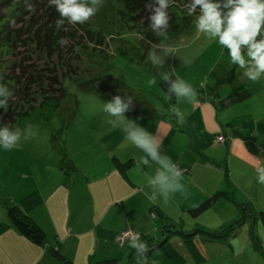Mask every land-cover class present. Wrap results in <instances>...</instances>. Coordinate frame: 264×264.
Returning a JSON list of instances; mask_svg holds the SVG:
<instances>
[{
	"label": "rangeland",
	"instance_id": "374dc122",
	"mask_svg": "<svg viewBox=\"0 0 264 264\" xmlns=\"http://www.w3.org/2000/svg\"><path fill=\"white\" fill-rule=\"evenodd\" d=\"M119 10L117 0H102L99 11L88 21L100 32L103 46H89L78 50L86 70L77 78L63 81L66 97L59 107L52 111L35 110L19 126L23 132L31 125L35 135L25 139L22 134L20 141L11 150H0L1 202L16 204L24 196L38 190L33 188H46L53 174L69 170L71 162L84 171L94 172L99 162L105 159L107 149L102 145L124 137L119 128H113L108 123L109 117L103 111L104 102L117 94L133 98L131 110L125 114L128 119L150 132L155 133L157 128L161 130L158 120L166 113V95L161 85V77L165 72L188 80L198 93L220 94V101L243 90L251 94L236 104L221 107L223 113H229L233 129L227 143L224 133H221L216 136L215 141L222 146L216 150L209 149V153L218 155L217 164H224L223 161L227 160L224 152L229 151L232 145L235 146L234 154H242L243 151L253 153L257 145L264 147V78L256 82L248 80L242 75V70L228 63L226 50H222L215 41L207 39L203 33H197L195 28L189 35L166 42L172 52L165 58L162 69L154 67L147 57L149 51L157 47L156 43L147 40L149 34L146 30L124 23L119 17ZM152 78L157 81L155 85L149 83ZM93 79L97 82H93ZM179 106L186 112L189 111L190 104L181 101ZM229 121L221 122L226 124ZM184 122L185 125L198 129L202 127L204 119L195 114ZM171 147L169 144L164 152L173 156L171 158L174 161L176 152ZM229 174L230 172L228 180ZM218 202L222 204L224 201L219 199ZM229 206L223 204L226 210ZM217 207L218 205L213 207L214 210H208L206 218L216 216L219 213ZM201 217L194 220L200 222ZM0 218L6 219L5 208L1 204ZM238 220L240 217L236 221ZM259 226L262 229L260 222ZM226 228L215 232H223ZM153 234L154 232L148 237L154 238ZM230 234L231 231L217 238L223 242L214 245H209L206 236L200 232L194 236L198 249L205 257L201 264H264L263 250L251 247L250 251L235 249L232 252L224 242ZM156 237L154 240L163 241L161 233L158 232ZM167 240L185 257L186 264H194L181 237L169 235ZM121 245L124 246L125 242ZM150 248L151 246L149 250ZM121 253L126 260L129 259L130 249L127 245L122 248ZM151 254L150 259L147 258V264H170L159 250L155 249Z\"/></svg>",
	"mask_w": 264,
	"mask_h": 264
},
{
	"label": "crops",
	"instance_id": "0c3cea01",
	"mask_svg": "<svg viewBox=\"0 0 264 264\" xmlns=\"http://www.w3.org/2000/svg\"><path fill=\"white\" fill-rule=\"evenodd\" d=\"M221 98L220 94L216 96L202 92L198 93L199 103L190 104L186 118L201 115L204 119L201 128L185 125L186 122L178 123L177 118L173 122L167 116V109L158 120L159 126H162L161 130L158 129V135L163 138V151L171 144L176 152L174 161L183 173L186 194H174L167 204L159 198L151 201L148 198L150 189L144 180L153 174L155 166H138L140 151L126 142L124 137L111 140L102 145L107 149L105 159L99 162L94 172L84 171L71 162L69 170L53 174L46 188H33L39 190L43 204L29 216L44 230L47 246L33 244L16 230L9 229L0 235V264H59L47 250L58 244L61 254L73 264H95L115 259L122 255L121 250L125 245L122 246L116 240L100 238L98 228L117 235L132 229L143 237L154 232V238L157 239L156 234L161 231L155 223L156 219L151 216L153 207L167 218L165 225L175 220L186 232L196 230L193 238L199 234L198 230L212 233L233 223L242 216L243 206H250L256 211L264 210V185L257 183L255 172L257 166L264 164V147L257 145L253 153L243 151L242 154H234L235 146L232 145L230 152L224 150L227 160L223 161L222 166L216 162L218 155L209 153V149L216 150L222 146L216 143V136L224 133L227 143L233 129L229 113H223L218 105ZM222 120L229 122L223 124ZM114 159L119 164L132 160L133 165L123 173L114 166ZM228 168V181L233 187L236 204L228 200L220 204L217 200L199 215L190 214L214 193L227 188L224 170L228 174ZM223 204L230 206L226 210ZM216 205L219 213L206 218L208 210H214ZM199 216H202V220L196 222L194 219ZM5 220L0 218V222ZM250 226L249 221L243 223L224 241L232 252L235 249L252 250ZM253 227L260 249L264 252L263 228L259 226V221ZM200 234L206 236L209 245L223 242L213 236Z\"/></svg>",
	"mask_w": 264,
	"mask_h": 264
},
{
	"label": "trees",
	"instance_id": "16d2710c",
	"mask_svg": "<svg viewBox=\"0 0 264 264\" xmlns=\"http://www.w3.org/2000/svg\"><path fill=\"white\" fill-rule=\"evenodd\" d=\"M117 1L120 5L119 17L122 21L132 27L146 30L149 34L147 40L156 45L162 41L166 43L179 36L189 35L195 28L194 15L187 12V0H172L169 4L167 40L157 36L149 26L150 13L146 5L150 3V0ZM58 18L60 17L55 11V6L50 7L47 0H0V83L5 84L13 93L8 100L6 110L0 109V125L8 124L10 128L19 127L35 110L52 111L59 107L66 97L63 81L77 78L86 70L78 50L89 46L94 48L103 46L104 41L100 32L95 30L89 21L83 24H72L65 19L63 26L57 28L55 22ZM61 38H67L68 43L61 46L58 43ZM171 76L175 78L174 75ZM93 82L97 81L93 79ZM161 85L165 92L166 82L163 81ZM250 95L247 90L235 93L228 96L226 100L220 101V107L225 108L236 104ZM165 100L167 116L176 122L171 108L177 101L175 97L169 100L167 96ZM113 162L114 166L123 173L133 165L132 160L124 164H119L115 159ZM224 177L227 188L214 193L207 201L190 211V214L199 215L219 199L236 204L233 187L228 181L226 170H224ZM0 204L6 212V220L0 222V235L9 229H14L33 244L47 246L44 230L29 216L43 204L39 191L31 192L16 204L1 201ZM241 210L240 220L227 225L223 232L198 231L219 238L249 221L252 226L249 230V240L253 248L260 251L253 224L259 221L264 231V210L256 211L250 206H244ZM150 213L157 221L163 241L140 235V239L146 240L149 247L151 246L147 253L148 259L152 251L156 249L170 264H186L185 257L181 256L167 240L169 235H178L183 239L182 244L192 256L194 264L205 261L193 238L196 230L186 232L175 220L170 225H165L167 218L165 219L164 214L156 207L151 208ZM97 234L105 240H116L118 236L102 228H98ZM125 245L130 249L128 260L119 255L115 259L95 264H136L134 249L130 247V242H126ZM59 247L58 244L55 248L50 247L47 250L59 264H73L61 254Z\"/></svg>",
	"mask_w": 264,
	"mask_h": 264
},
{
	"label": "clouds",
	"instance_id": "9594fccd",
	"mask_svg": "<svg viewBox=\"0 0 264 264\" xmlns=\"http://www.w3.org/2000/svg\"><path fill=\"white\" fill-rule=\"evenodd\" d=\"M50 7L55 6L59 14L57 28H61L65 19L72 24H83L95 16L101 7L102 0H47ZM172 0H150L146 5L149 10L151 30L167 40L169 26L168 8ZM187 12L194 15V26L197 33H203L209 40L215 41L222 50H226L230 65L242 70V75L256 82L264 78V0H187ZM13 23H15L13 21ZM58 43L64 46L67 38ZM172 49L163 41L148 53V60L154 67L163 68L165 58ZM161 80L166 82L165 95L177 103L171 108L178 123L185 121L187 112L179 104L199 103L197 89L188 80L176 75L175 78L165 72ZM150 84L157 83L155 78ZM12 91L0 83V109L6 110ZM133 105V98L126 95H115L104 102L103 111L109 117L108 123L124 133V140L136 149L140 155L138 166L154 167L153 174L148 175L144 183L150 189L149 199H161L165 204L174 194H186L183 173L177 162L163 151V138L148 131L137 122L126 117ZM22 134L27 139L35 133L32 126L23 132L19 127L10 128L8 124L0 125V150L8 151L17 145ZM143 169L141 168V171ZM257 183L264 185V164L255 169ZM130 247L134 249L136 264H147L149 244L135 233L130 239Z\"/></svg>",
	"mask_w": 264,
	"mask_h": 264
},
{
	"label": "built area",
	"instance_id": "2783aa9c",
	"mask_svg": "<svg viewBox=\"0 0 264 264\" xmlns=\"http://www.w3.org/2000/svg\"><path fill=\"white\" fill-rule=\"evenodd\" d=\"M221 139V138H220ZM135 234V232H133L132 229H127L126 231H124L123 233H121L120 235H118L116 237V240L121 244V243H126V242H130V239L132 237V235ZM140 238V235H139Z\"/></svg>",
	"mask_w": 264,
	"mask_h": 264
}]
</instances>
